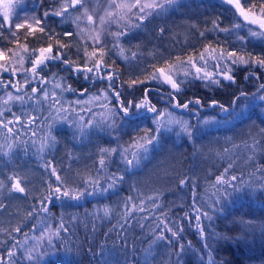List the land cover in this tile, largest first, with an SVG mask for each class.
Here are the masks:
<instances>
[{"label":"snow or ice","instance_id":"obj_1","mask_svg":"<svg viewBox=\"0 0 264 264\" xmlns=\"http://www.w3.org/2000/svg\"><path fill=\"white\" fill-rule=\"evenodd\" d=\"M222 3L230 6L236 20L230 26L222 27V21L217 18L212 21V29L200 31L199 36L206 39L207 32L227 33L235 35L236 39L232 47H226L225 43L218 39L215 44L209 41L199 52L181 56L164 57L162 53L155 50L148 56L154 63L146 64L144 68H138L129 74L128 79L123 78V73L114 64L108 62L109 55L113 50H118L120 57L129 65L139 63L143 53L139 50L140 44H132L131 41L138 37V30H143L153 20L164 19L170 11H178L187 7L181 0H51L52 7L44 8L45 0H37L42 12L35 11L31 15L20 16L17 6L23 4V0H0V131L4 134V143L0 144V157L9 160L23 148L25 151L31 144H37V132L31 131L37 126L43 135L39 137L38 153L54 150L60 143L55 128L58 123L64 122L72 126V140L86 138L90 135L91 129H99L101 132L116 133V140L119 141V132L122 128L135 127L138 134L130 136V143L127 147L116 143L115 147L100 148L99 164L101 171L106 166V160L113 155H118L123 165V171L127 174H134L151 163L156 155L164 152L168 133L174 131L173 126H178L181 133L189 141L196 138L197 124H192L183 118H176L173 115L174 109H184L197 114L199 109L205 106L201 98L181 100L184 89L194 81L204 82L205 88L220 86L223 81L236 82L235 70L244 67L252 69L245 76V79L255 78L259 80L264 72L257 75L256 70H264V51L255 53L246 50L248 43H258L264 46V0H221ZM73 13H78L73 18ZM59 20L61 25L66 22L74 24L76 31H64L57 33L50 20ZM84 27H81V25ZM115 26L116 30H112ZM159 34H164L168 29L165 26H158ZM244 31L245 35L237 33ZM5 33L8 35L5 36ZM77 37V42H63L60 37ZM23 36V42L21 41ZM29 38L41 44L39 47H29ZM13 47L4 46V42ZM81 41L83 43H81ZM128 41L130 47L127 49L123 42ZM46 43V46H45ZM236 45H239L237 47ZM133 49H136L135 51ZM75 50L77 59H72L70 53ZM127 53V54H126ZM214 62V71H207L208 61ZM60 65L61 71L66 70L76 77H83L84 81L93 87L99 84L95 92L89 93L88 87L76 89L72 84L65 82V77L59 72H52L49 77L52 65ZM5 75L8 79H4ZM52 84L49 89L48 85ZM152 85H155L154 87ZM167 87V92L161 89ZM30 90V91H29ZM140 93L139 98L135 95ZM157 92V97H152V92ZM65 93L77 94L87 99H76L66 101L63 99ZM257 93H264V83H260ZM165 95L167 99H165ZM248 93L241 92L240 96H247ZM132 97L131 99L129 97ZM238 99V97H237ZM259 99L264 101V95ZM35 100L42 108L40 115H31L21 111L17 114L12 110L13 105L29 104ZM164 103L167 107L160 108L158 104ZM235 103V99L233 100ZM67 104V107L65 106ZM195 104L197 107L192 108ZM46 105V107H45ZM31 106V105H29ZM209 107H218L220 112L231 116L229 107L221 104L218 100L212 99L208 102ZM95 109H100L99 112ZM46 112L47 115L43 113ZM72 113L73 115H69ZM88 114L91 118L84 119ZM11 116V119L8 116ZM235 118V117H233ZM149 121L151 127L140 125ZM225 122H227V117ZM207 126L218 123L215 117L200 121ZM19 126V127H17ZM21 129L31 131V139L24 140L20 137ZM78 134V135H77ZM246 147L255 154L257 148L264 152L261 141L253 138L251 145ZM228 150L225 149V152ZM71 156V154H68ZM252 162L254 172L260 173L258 179L249 181L248 187L264 190V164L257 165L252 155L247 156ZM45 169L50 173L48 182L45 183L44 191L39 200L33 204L27 212V217L44 214L45 220L42 226L47 225L49 204L53 200L71 206L72 201H80L89 196L102 195L124 181V175L116 173L104 177L107 187L102 186L99 175L92 176L89 173L88 179L77 180L64 174V170L48 161L44 164ZM234 170L233 162H229L211 187L215 190L210 202L197 201L195 192L196 184L194 178L183 175L177 177L181 188L190 185L193 189L191 216L184 213L181 220H195L194 227L201 237L207 240L214 233H207L203 220L212 222L217 213L225 211L223 199L230 196L232 192L242 190L245 186L241 173L240 176L229 174ZM55 179L52 180L51 178ZM27 180L19 172H11L8 175H0V192H7L9 196L17 194L20 197H27L29 189ZM91 189V190H90ZM151 201L152 212L157 213L155 227L151 228L154 239L150 238L149 246L143 250L142 264H153L156 259L154 248L161 243L171 248L173 244L177 247L173 250L176 256L174 264H180L181 256L185 250L184 244L180 243L181 234L184 231L182 223L170 218L168 211L160 205L158 197H147ZM145 199H140L139 204L133 196H128L124 202L123 218L125 224L135 220V212H148L145 207ZM7 205L0 202V210H6ZM104 216L111 214L109 207L103 209ZM151 212L143 217L148 220ZM73 220L76 217H72ZM251 225V221L247 222ZM124 224L120 225L121 231ZM210 226V225H209ZM141 229L145 224L139 223ZM35 229L36 225L33 224ZM64 219L61 218L55 226L47 225L39 236L33 239L35 243L29 245L27 234L23 242L17 240L16 233H21L22 228L17 225L12 227H0V264H23L24 261L35 264L38 260L37 252L44 238H47L49 245L54 239L61 236V232H68ZM167 234H171L170 237ZM175 238V239H173ZM220 239H228L221 236ZM123 243H127L122 238ZM204 247L209 249L210 264H217L212 252L215 251L211 245L205 243ZM121 253L114 247L107 253L101 249L103 264H111ZM44 253H40V256ZM123 264H141L140 259L133 249L131 260L124 254Z\"/></svg>","mask_w":264,"mask_h":264},{"label":"trees","instance_id":"obj_2","mask_svg":"<svg viewBox=\"0 0 264 264\" xmlns=\"http://www.w3.org/2000/svg\"><path fill=\"white\" fill-rule=\"evenodd\" d=\"M187 7L180 8L178 11H170L164 19L153 20L143 30H138V37L131 41L132 44H140L139 49L143 56L139 63H129L123 60L118 50L108 57V62L114 64L123 73V78L128 79L129 74L135 72L138 68H144L146 64L154 63L148 56L155 50L162 53L164 57L182 58L186 54L199 52L209 41L215 44L218 39L225 43L226 47H232L236 36L227 33L207 32L206 39L199 36L200 31L212 29V21L219 18L222 21L221 26H230L236 20L233 16L230 6L221 2V0H181ZM259 2V0H257ZM51 0H45L44 8L52 7ZM44 8H42L44 10ZM77 15L73 13V18ZM50 24L57 33L64 31H76L74 24L66 22L61 25L59 20H50ZM158 26H165L168 30L164 34H159ZM116 30L113 26V31ZM245 35L244 31L237 33ZM22 38V42H23ZM63 42H77V37H60ZM81 43H83L81 41ZM41 44L34 39L29 38V47H39ZM46 46V43H45ZM127 49L130 47L128 41L123 42ZM239 47V45H236ZM134 51L136 49H133ZM246 50L260 53L264 51V46L252 42L246 45ZM127 54V53H126ZM72 59H77L75 50L70 53ZM214 62L209 60L207 71H214ZM48 72L51 77L52 72H59V75L65 77V82L72 84L74 88L79 89L82 86L89 88V93L95 92L102 85L93 87L84 81L83 77H76L66 70L61 71L60 65H52ZM252 69L240 67L235 70L236 82L230 83L223 81L220 86L210 88L204 87V82L194 81L189 84L181 95L182 101L201 98L205 106L199 109L197 114L184 109H174L173 115L176 118H183L192 124H197L196 138L189 141L180 133L178 126H173L174 131L168 133L163 154L156 155L151 163H148L142 170L134 174H127L123 171V165L118 155H113L106 160V166L100 169L99 149L115 147L116 143L127 147L130 143V136L138 134L135 127L122 128L119 132L120 139L116 140V133L101 132L98 128L91 129L90 135L86 138L72 140L73 128L71 125L61 122L56 125L55 133L60 141L56 148L51 151L38 153L39 137L43 134L38 131L41 126L40 121L37 126H33L31 131L37 132V144L28 146L25 151L23 148L17 150V153L9 160L6 157H0V175H8L11 172H19L27 180L29 189L28 196L20 197L17 194L9 196L7 192H0V202L7 205L6 210H0V227H15L19 225L22 228L21 233H16L17 240L23 242L27 234L28 244L35 243L34 237L39 236L43 227L47 225H57L61 218L64 219L68 232H61V236L54 239L49 245L45 237L36 253L38 260L35 264H103L101 249L107 253L114 247L121 253L116 259L111 260V264H123L124 254L131 260L133 249L136 255L143 261V250L149 246L150 238L154 239L151 231L155 227L157 213L152 212L151 201L147 197H158L160 205L165 211H168L171 219L182 223L184 231L180 237V243L184 244L185 250L181 256L180 264H210L209 249L204 247L205 243L211 245L214 249L211 254L215 257L217 264H264V190L248 187L249 181L258 179L260 173L250 176L254 172L252 162L247 160V156L252 155L257 165L264 164V152L257 148L255 154L246 147L251 145L253 138L262 142L264 146V101L259 99L264 93H257L260 83H264V75L259 80L255 78L245 79V76ZM260 75L264 70H256ZM4 79H8L5 75ZM153 87L155 85H152ZM52 88V84L48 85ZM30 91V90H29ZM161 92H167V87L161 89ZM248 93L247 96H240V93ZM139 98V91L135 94ZM157 92H152L155 102ZM238 97V99H237ZM132 98L131 96L129 97ZM63 99L66 101H75L76 99H87L77 94L65 93ZM165 99L167 96L165 95ZM218 100L221 104L229 107L231 116L220 112L218 107H209L210 100ZM235 99V103L233 100ZM31 105V106H29ZM67 107V104L65 105ZM46 107V105H45ZM158 107H167L160 103ZM192 108L197 106L193 104ZM12 110L17 114L21 111L31 115H40L41 106L35 101L29 104L13 105ZM99 112L100 109H95ZM47 115L46 112L43 113ZM69 115H73L69 113ZM216 118L218 123L203 125L200 121ZM227 117V122H225ZM235 117V118H233ZM11 119V116H8ZM91 117L84 115V119ZM149 121H144L140 127H151ZM19 127V126H17ZM31 131L21 129L20 137L24 140L31 139ZM78 135V134H77ZM4 143V134L0 131V144ZM225 149L228 151L225 152ZM71 154L69 156L68 154ZM51 161L59 168L64 170V174L71 178L81 180L88 179L89 173L92 176L99 175L102 186L107 187L104 177L111 173L124 175L125 179L117 187L110 189L102 195L89 196L80 201H72L71 206L62 204L60 201L53 200L49 204V213L47 225L42 226L45 220L44 214L27 217V212L33 204L39 200L44 191L45 183L48 182L50 173L45 169L44 164ZM229 162H233L234 170H230V175L240 176L243 173L245 186L242 190L232 192V194L223 199V213H217L216 218L209 222L203 220L207 233H214L207 240L201 237L194 227L195 220H181L185 212L191 214L192 193L190 185L181 188L177 177L182 178L187 174L194 178L197 185L195 192L197 201L210 202L209 197L213 196L214 189L211 183L215 177L223 172ZM52 180L55 178L52 177ZM91 190V189H90ZM128 196H133L135 202L139 204L140 199H145V207L148 212H135V220L125 224L124 202ZM107 206L111 214L104 216L103 209ZM151 212L148 220L143 217ZM72 217H76L75 220ZM251 221V225L247 222ZM139 223L145 224L141 229ZM36 228L33 229L32 225ZM124 224V230L121 231L120 225ZM210 225V226H209ZM170 235L171 234H167ZM221 236L228 239H220ZM4 237L0 234V239ZM122 238L127 243H123ZM175 239V238H173ZM173 244L171 248L161 243L159 247L154 248L156 255L153 264H174L176 256ZM44 255L40 256V253ZM23 264H30L24 261Z\"/></svg>","mask_w":264,"mask_h":264},{"label":"rangeland","instance_id":"obj_3","mask_svg":"<svg viewBox=\"0 0 264 264\" xmlns=\"http://www.w3.org/2000/svg\"><path fill=\"white\" fill-rule=\"evenodd\" d=\"M17 11L19 12L20 16H24L31 15L34 11L39 14L43 11V9L40 7L39 3H37V0H23V4L17 6ZM76 14L78 15V13ZM81 27H84V25L82 24ZM7 35L8 34L5 33V36ZM22 38L23 36H21V40ZM4 46L13 47V45L8 44L6 41L4 42Z\"/></svg>","mask_w":264,"mask_h":264}]
</instances>
